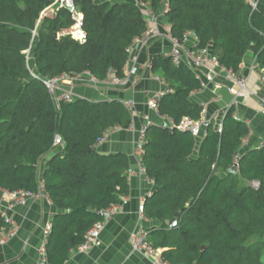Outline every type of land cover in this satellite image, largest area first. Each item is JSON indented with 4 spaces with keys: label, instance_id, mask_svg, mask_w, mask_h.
I'll return each instance as SVG.
<instances>
[{
    "label": "trees",
    "instance_id": "trees-1",
    "mask_svg": "<svg viewBox=\"0 0 264 264\" xmlns=\"http://www.w3.org/2000/svg\"><path fill=\"white\" fill-rule=\"evenodd\" d=\"M144 1L154 10L166 4L162 18L170 33L179 38L192 33L197 47L209 45L234 72L247 53L264 67V0L253 11L245 0ZM51 2L0 0V188L35 191L45 157L41 178L58 209L45 238L46 264H65L86 231L102 220L101 210L128 193L127 155L101 153L94 144L109 128L130 127L132 113L116 99L75 97L56 104L42 79L88 72L102 80L109 69L120 76L126 48L146 21L128 1L74 0L86 33L79 43L65 33L71 23L65 9L40 16ZM28 48L37 77L30 74ZM150 70L169 88L157 100L159 115L174 123L200 119L202 105L190 95L201 83L188 65L158 53ZM233 110L222 117L221 132L208 123L199 139L175 126L146 129L140 162L154 189L142 214L158 225L144 232L168 264H263L264 144L240 152L249 128ZM55 136L61 148L53 144ZM176 212V224L168 228Z\"/></svg>",
    "mask_w": 264,
    "mask_h": 264
},
{
    "label": "crops",
    "instance_id": "crops-1",
    "mask_svg": "<svg viewBox=\"0 0 264 264\" xmlns=\"http://www.w3.org/2000/svg\"><path fill=\"white\" fill-rule=\"evenodd\" d=\"M165 6L166 4H164L163 10ZM50 7L51 3L46 9L44 8L40 16H53L54 8ZM163 10L158 9L160 12ZM162 23L164 25L166 22ZM161 31L165 35L168 33V28L161 29ZM190 40L188 44L197 45V39L190 37ZM169 49L170 42L167 37H160L138 50V60L141 64L139 82L131 89L88 85L78 79L73 80L69 86L75 97L78 98L116 99L121 102L130 100L132 102V123L126 129H114L96 147L97 151L101 153L122 152L127 155L129 164V171L126 173L128 193L117 196L120 210L105 223L100 236L102 241L100 246L93 247L85 253L71 251L65 264H158L152 257L132 252L129 237L136 231H144L148 227L158 225L157 221L148 220L138 212L139 203L152 193L154 185L146 174L138 173L142 152L137 148L136 141L138 131L143 124V115H148L152 124L162 125V117L157 111L148 108L147 100L153 93L164 92L166 84L157 74L151 72L149 64L154 54H166ZM254 58L251 53L244 56L243 67L239 69V74L248 77L247 84L255 92V96L240 97L233 106L232 115H236L249 128V134L243 139L240 152L257 148L264 143V114L261 113L258 101V98L264 99V84L259 83L257 75L249 69ZM198 73L205 85L199 90L193 91L190 99L192 102L202 105L205 111V120L207 124L211 123L214 129L215 122L224 116L232 101V95L228 92V88L236 87L223 76L206 82L204 73L202 71ZM216 113L220 117H215ZM196 156L197 151L194 150L191 157L195 158ZM44 159L45 157L40 159L39 178L42 176ZM7 193L6 190L0 188V209L4 210L13 220L16 225V233L5 244L0 245V264H38L45 243L43 226L51 220L58 209L41 199H30L24 205H15ZM261 260L264 264V252Z\"/></svg>",
    "mask_w": 264,
    "mask_h": 264
},
{
    "label": "built area",
    "instance_id": "built-area-1",
    "mask_svg": "<svg viewBox=\"0 0 264 264\" xmlns=\"http://www.w3.org/2000/svg\"><path fill=\"white\" fill-rule=\"evenodd\" d=\"M128 1L140 8L143 11V16L146 21V29L144 32L138 36L132 38L131 43L126 48V60L122 67V74L120 76L115 75L113 69H109L106 76L102 80H97L88 72H83L77 76H67L59 75L53 77H46L42 79V82L46 86L49 94L53 98L54 102L57 104L60 101L70 102L75 98L74 93L70 89V85L73 80H83L84 83L94 86H110L115 88L131 89L136 86L139 82V74L141 69V64L138 60V50L142 47L148 45L151 41L159 39L160 37H167L170 42V49L165 54L169 56L173 63L177 64L184 62L188 65L194 74L198 77L201 83V87L205 85L198 72L204 73L206 82L213 81L216 77L227 78L236 88H228V92L232 95V101L228 107H233L237 99L240 97H254L255 92L251 87L248 86V77L245 75H240L234 72L231 68H228L218 61L217 57L212 53V49L209 45L205 47H197L196 44H188L191 40L190 37H196L190 33L185 32L181 38L173 36L170 31V25L165 23L163 25L162 17L163 11L154 10L149 3V1L144 0H121ZM251 7V10L257 8L259 0H245ZM51 6H54V12L58 9H65L69 14L71 23L68 29L65 31L71 38L83 43L86 40V33L83 28L84 16L83 13L78 9L74 0H52ZM166 8V6H165ZM168 28V33L164 35L161 29ZM35 38V29L31 31V41ZM30 48L25 52L27 62L30 60L29 57ZM150 65V64H149ZM243 67V60L239 65V69ZM250 71L257 75V80L259 83L264 84V67L261 66L257 59L249 66ZM30 70V69H29ZM31 76L37 77L36 73L30 70ZM163 94L162 91L151 94L147 100V106L150 110L157 111V100ZM261 106V113L264 114V99L258 98ZM123 105L126 109L130 110L132 113V102L130 100L123 101ZM158 112V111H157ZM205 111L202 107L201 117L198 120H193L188 117L181 118L177 123H174L171 118L162 117V123H166L167 126H175L179 130L188 131L193 137L200 138L204 134V128L207 124L205 120ZM218 113L215 117H218ZM220 117V116H219ZM222 117V116H221ZM218 118L215 122L214 129L217 132H221L222 129V118ZM234 118L238 119L236 115ZM143 124L138 131V138L136 141L137 148L143 153V143L145 138V133L147 127L152 124L148 115H143ZM115 127L105 130L102 135L96 140L94 146L97 147L102 143L106 136L112 132ZM53 144L61 148L63 142L58 136L54 137ZM264 144V143H263ZM262 144V145H263ZM238 159V154L234 155V160ZM139 174H145L144 167L140 164L138 167ZM251 186L254 188L258 187L257 181H252ZM8 197L12 203L15 205H24L30 199L44 200L46 203L52 204L50 198L47 196L44 190V184L42 178L38 179V186L35 191L29 190H15L8 192ZM120 210V204L117 202L111 204L107 208L101 210L102 220L95 222L85 233L84 240L80 243L74 250L78 253H85L93 247H98L101 245V232L104 229L105 223L110 219V217ZM143 211V201L138 205V212L142 214ZM0 220L3 224L0 226V245L5 244L7 240L13 237L16 233V225L13 220L8 216V214L0 209ZM51 228L50 221H47L42 229L43 236L46 238ZM130 249L132 252H139L148 257H152L154 261L158 264H168L166 261H162L160 258V249L153 248L150 243L146 240V234L144 231H136L132 233L129 237ZM45 245V243H44ZM42 254L38 261V264H46L44 248H42Z\"/></svg>",
    "mask_w": 264,
    "mask_h": 264
},
{
    "label": "water",
    "instance_id": "water-1",
    "mask_svg": "<svg viewBox=\"0 0 264 264\" xmlns=\"http://www.w3.org/2000/svg\"><path fill=\"white\" fill-rule=\"evenodd\" d=\"M168 90H169V88L166 87V88H165V91H168ZM162 126H167V124H166V123H162ZM236 166H237V164L234 163V164L231 166L230 171L235 172ZM177 215H178V212H176L175 215H174V217H172V218L167 222V226H168V228H172V227L175 226ZM202 248H203V246H202Z\"/></svg>",
    "mask_w": 264,
    "mask_h": 264
},
{
    "label": "rangeland",
    "instance_id": "rangeland-1",
    "mask_svg": "<svg viewBox=\"0 0 264 264\" xmlns=\"http://www.w3.org/2000/svg\"><path fill=\"white\" fill-rule=\"evenodd\" d=\"M50 8H54V6H51ZM45 9H46V8H45ZM37 23H38V22H37ZM27 64H28L29 69L32 70V69H33L32 59H30V60L27 62ZM32 71H33V70H32Z\"/></svg>",
    "mask_w": 264,
    "mask_h": 264
}]
</instances>
